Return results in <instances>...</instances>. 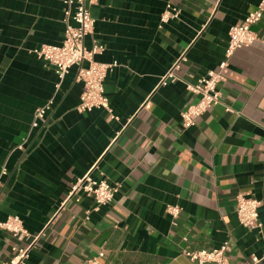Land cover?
<instances>
[{
  "label": "crops",
  "instance_id": "obj_1",
  "mask_svg": "<svg viewBox=\"0 0 264 264\" xmlns=\"http://www.w3.org/2000/svg\"><path fill=\"white\" fill-rule=\"evenodd\" d=\"M259 2L90 5L92 36L105 47L94 58L117 62L103 83L115 119L104 109L77 111L75 67L59 79L32 52L61 44L63 0H0V221L16 215L30 234L0 229V264L35 236L26 264H195L183 249L225 240L230 264L264 253V11L251 27L257 40L226 55L229 28ZM167 5L179 14L162 21ZM183 52L181 80L160 84ZM208 70L224 77L220 102L183 127L181 109L198 98L185 82ZM50 99L33 127L34 111ZM88 172L117 186L111 203L96 207L82 191L67 198ZM240 193L261 201L260 229L238 223ZM168 205L180 208L175 219Z\"/></svg>",
  "mask_w": 264,
  "mask_h": 264
},
{
  "label": "built area",
  "instance_id": "obj_2",
  "mask_svg": "<svg viewBox=\"0 0 264 264\" xmlns=\"http://www.w3.org/2000/svg\"><path fill=\"white\" fill-rule=\"evenodd\" d=\"M97 0H63V22L64 34L63 40L59 45L42 44L33 49V53L39 59L52 65L59 79H62L68 73L71 67H75V80L81 83L82 90L79 104L76 110L79 112L91 111L93 109H104L112 114L109 100L104 92V80L107 74L117 66V62H99L95 60L96 55L104 52V45L92 36L94 19L89 12V6ZM264 11V0H260L257 7L249 12L244 18L243 23L232 25L228 30L227 57L236 48L251 45L257 40L252 25L256 24L262 18ZM179 9L167 5L166 10L161 16L162 21L169 18L178 17ZM91 35V44H85V38ZM185 60V53H181L173 62L171 67L160 78V84H166L167 81L175 82L181 80L175 70L179 69V64ZM226 61L219 64L223 68ZM224 80L222 73L218 70H208L205 75L199 77L196 82H185L186 90L197 95L195 103H187L180 111L183 127L194 126L197 117L203 114L209 107L220 102L221 92L218 85ZM52 100H48L45 105L34 111L32 126L36 127L40 122L45 121L46 111L50 108ZM115 118V116L111 115ZM5 173L3 169L1 174ZM82 191L85 195L91 196L96 207L109 204L113 201L117 192V186L112 185L105 178H93L90 173L84 174L78 178L71 186L67 198ZM261 201L254 196L240 193L236 196L235 213L240 225L247 229H260L262 224L259 220L258 208ZM166 211L175 219L180 208L178 206L168 205ZM0 229L7 231L12 236L22 235L25 240L30 238V234L23 226L22 220L16 215H10L5 220L0 221ZM37 236L31 238L24 246H15L14 255L1 264H26L30 251L36 242ZM186 241V237H183ZM230 243L225 240L218 247L203 248L191 250L185 248L182 254L195 264H230L228 251ZM103 256V252L98 254ZM264 260V253L260 256L251 255L245 264H258ZM91 264H97L96 260L90 261Z\"/></svg>",
  "mask_w": 264,
  "mask_h": 264
}]
</instances>
